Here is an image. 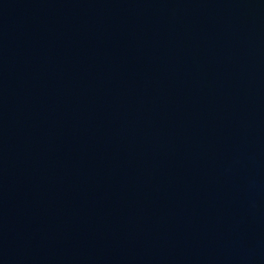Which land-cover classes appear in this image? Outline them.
I'll return each instance as SVG.
<instances>
[{
  "label": "water",
  "instance_id": "obj_1",
  "mask_svg": "<svg viewBox=\"0 0 264 264\" xmlns=\"http://www.w3.org/2000/svg\"><path fill=\"white\" fill-rule=\"evenodd\" d=\"M0 264H264V0H0Z\"/></svg>",
  "mask_w": 264,
  "mask_h": 264
}]
</instances>
